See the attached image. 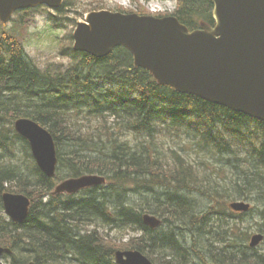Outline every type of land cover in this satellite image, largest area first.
Returning a JSON list of instances; mask_svg holds the SVG:
<instances>
[{
    "label": "trees",
    "instance_id": "16d2710c",
    "mask_svg": "<svg viewBox=\"0 0 264 264\" xmlns=\"http://www.w3.org/2000/svg\"><path fill=\"white\" fill-rule=\"evenodd\" d=\"M71 5L65 0L57 13L70 11ZM143 9L140 14L149 13ZM213 9L211 0H176L171 14L194 30L215 24ZM10 31L0 33V245L12 250L4 256L7 263L116 264L117 249H138L157 264H202L177 235L184 229V236L218 232L207 246L217 264H264V255L252 260L239 250L229 252L238 241L231 240V231L221 233L224 226L218 224L208 231L206 224L212 215V221L248 227L244 221L254 207L235 213L228 203L236 199L253 201L264 220V122L160 84L150 71L135 67L124 47L102 59L74 52L75 63L65 72L43 71L30 60L16 28ZM21 116L53 134L56 178L39 170L29 143L14 130ZM67 119L90 124L73 129ZM15 142V153H8ZM22 152L35 170L33 179L2 165ZM90 173L105 175L107 183L76 195L52 194L62 178ZM216 185L224 187L222 194ZM133 190L156 192L154 204L131 205ZM5 191L31 198L24 222L6 217ZM190 191L213 199L212 214L197 211L186 194ZM146 213L179 226L160 234L162 226L151 229L144 223ZM102 227L125 231L127 241L116 243ZM258 229L264 233V227ZM249 237L245 232L243 240ZM241 249L248 252L249 246ZM258 249L264 254V244ZM195 250L196 256L202 253Z\"/></svg>",
    "mask_w": 264,
    "mask_h": 264
},
{
    "label": "water",
    "instance_id": "95a60500",
    "mask_svg": "<svg viewBox=\"0 0 264 264\" xmlns=\"http://www.w3.org/2000/svg\"><path fill=\"white\" fill-rule=\"evenodd\" d=\"M212 1L215 26L193 31L174 16L93 11L86 21L78 23L74 50L105 58L116 47H125L135 66L151 71L160 84L264 121V0ZM62 2L0 0V19L7 22L18 10L40 5L58 8ZM14 128L29 141L40 170L54 178L58 158L51 132L29 117L18 118ZM106 181L99 174L69 178L56 186L54 194H74ZM2 199L11 220L22 223L28 218L29 197L5 192ZM250 206L245 201L230 204L243 212ZM144 221L151 228L161 224L151 214H146ZM263 238L261 233L253 235L250 245H259ZM5 253L11 249L0 246V264H4L1 258ZM115 257L118 264H154L139 250H117Z\"/></svg>",
    "mask_w": 264,
    "mask_h": 264
},
{
    "label": "rangeland",
    "instance_id": "374dc122",
    "mask_svg": "<svg viewBox=\"0 0 264 264\" xmlns=\"http://www.w3.org/2000/svg\"><path fill=\"white\" fill-rule=\"evenodd\" d=\"M70 4H72L70 7V11L65 12L64 14H59L56 10H51L46 6H40L36 8H31L29 10L17 12L13 16L11 21L7 24H3L0 22V33L10 30L12 31L13 28H16L17 33L15 34L24 46L25 51L29 56L30 60L38 68L43 71H49L52 73L65 72L75 63L74 57H72V54L75 51L73 47L74 31L77 27L78 22L83 21L85 16L90 11L124 10L140 12L143 9L141 7H144L145 9L143 10H145L146 12L153 11L171 13L174 11L176 6L175 0H70ZM29 110L31 111V108ZM66 122H69L68 119ZM68 124H72L73 129H77L81 126H89L90 123L87 120L81 119L76 124L71 122H69ZM11 137L12 135L9 137L8 140H10ZM136 141L138 142L137 138ZM169 141L172 144L174 143L170 139ZM16 146L17 142H15L12 146L8 147L6 150H8V153H15L16 149H12ZM2 165L6 168V170L16 171L17 173L19 172L20 175L27 173V175H29L31 179H33V174L35 170L33 169L32 165H30V160L27 155V152H22V155L19 158H16L11 162L6 160L2 163ZM62 171L64 172L67 170L62 168ZM215 188H218L220 190L219 195L222 194V188L224 187L216 185ZM158 190L157 193L160 192ZM186 194L193 200L194 204L197 206L198 212H207L212 214L210 207L212 206L213 199L211 197L206 196L201 191H190L186 192ZM154 198L156 199V192L154 191L137 192L133 190L129 193L128 196V200L131 205L137 204L138 202H141V204H144L145 206L149 203L154 204ZM252 204L254 206V210L251 212V215H248L246 217V220L244 221L249 226L242 230L240 229L243 224H241V226L233 225L232 227V224L228 222H224L223 224L218 223V221H212V218L215 217L212 215L206 216V224L208 226V231L210 230V227L215 224L224 226V229L220 231L221 233L226 229L231 231V240L234 241L237 239L238 241L236 245H233L234 247L232 249L229 248V252H237L239 250V255L246 253L250 257V259L256 260L258 256L264 255L263 253H261L262 249H258L260 248V246L256 248L250 247V237L248 242L247 240H243V235L245 232H247V234H249L250 236L252 233L260 232V230L258 229L259 226L264 227V220L260 215H258L257 211L255 210L257 208L255 207L253 201ZM178 226V222L173 223L172 221H170L169 223H164L161 227L162 229H160V234L166 233L168 231H175ZM92 227H94V225H92ZM102 228L104 230V234H109L108 238L116 240V243L124 241V236H129V234L124 233L125 231L123 230L118 231V228L113 230H108L111 227ZM198 228L199 227H197L196 230ZM195 232V236H184V229H179L177 235L179 236L181 241H183V243H186V245L189 246L191 257H193L196 261H199L202 264H217L215 263V260L209 258V255L207 253V251L209 250H207V246H209L210 237H212V235H217L218 232L212 231V233H210L209 235L204 232V234H200L199 231ZM201 243H203L204 246L200 248ZM243 244L249 246V249H247L248 252H244L241 249V245ZM195 248L197 249V251L200 249L199 251L202 252L199 256H196Z\"/></svg>",
    "mask_w": 264,
    "mask_h": 264
},
{
    "label": "bare ground",
    "instance_id": "6f19581e",
    "mask_svg": "<svg viewBox=\"0 0 264 264\" xmlns=\"http://www.w3.org/2000/svg\"><path fill=\"white\" fill-rule=\"evenodd\" d=\"M76 52H81V51H76ZM20 118V117H19ZM5 193V192H4ZM3 193V194H4ZM3 196V195H2ZM31 199V198H30ZM146 214H150V213H146ZM146 214H144V216L146 215ZM161 221H162V223L161 224H163V219H161ZM162 226V225H161ZM151 229H156V228H151ZM249 246L250 247H252V248H256V247H258V246H251L250 245V242H249ZM120 250H128V249H120ZM114 258H115V262H116V257H115V255H114Z\"/></svg>",
    "mask_w": 264,
    "mask_h": 264
}]
</instances>
